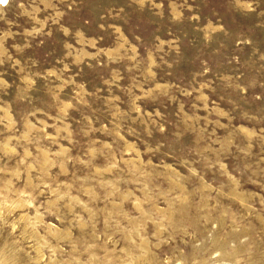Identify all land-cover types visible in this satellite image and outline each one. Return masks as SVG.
Here are the masks:
<instances>
[{"label":"rangeland","instance_id":"rangeland-1","mask_svg":"<svg viewBox=\"0 0 264 264\" xmlns=\"http://www.w3.org/2000/svg\"><path fill=\"white\" fill-rule=\"evenodd\" d=\"M0 264H264V0L0 6Z\"/></svg>","mask_w":264,"mask_h":264},{"label":"bare ground","instance_id":"bare-ground-1","mask_svg":"<svg viewBox=\"0 0 264 264\" xmlns=\"http://www.w3.org/2000/svg\"><path fill=\"white\" fill-rule=\"evenodd\" d=\"M8 0H0V6H4Z\"/></svg>","mask_w":264,"mask_h":264}]
</instances>
